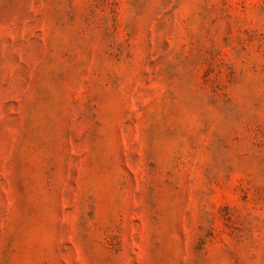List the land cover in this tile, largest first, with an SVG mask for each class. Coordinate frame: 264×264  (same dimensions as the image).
<instances>
[{
    "label": "rangeland",
    "instance_id": "rangeland-1",
    "mask_svg": "<svg viewBox=\"0 0 264 264\" xmlns=\"http://www.w3.org/2000/svg\"><path fill=\"white\" fill-rule=\"evenodd\" d=\"M0 264H264V0H0Z\"/></svg>",
    "mask_w": 264,
    "mask_h": 264
}]
</instances>
